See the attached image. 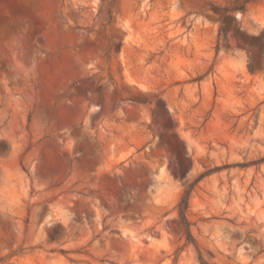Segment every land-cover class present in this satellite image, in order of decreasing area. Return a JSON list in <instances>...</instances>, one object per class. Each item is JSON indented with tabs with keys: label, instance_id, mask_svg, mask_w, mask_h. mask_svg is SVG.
<instances>
[{
	"label": "rangeland",
	"instance_id": "rangeland-1",
	"mask_svg": "<svg viewBox=\"0 0 264 264\" xmlns=\"http://www.w3.org/2000/svg\"><path fill=\"white\" fill-rule=\"evenodd\" d=\"M243 1L0 0V264H264Z\"/></svg>",
	"mask_w": 264,
	"mask_h": 264
},
{
	"label": "trees",
	"instance_id": "trees-1",
	"mask_svg": "<svg viewBox=\"0 0 264 264\" xmlns=\"http://www.w3.org/2000/svg\"><path fill=\"white\" fill-rule=\"evenodd\" d=\"M247 1L248 0H244L243 3L247 2ZM243 6H244L243 4H238V5H235L231 8H223V12L226 13L228 10L242 9ZM188 187H190V185ZM188 197H189V189L186 188L184 190L183 194L181 195L180 202L178 203V212H179V216L181 219V223L183 225L184 233L186 234V239L189 242L192 238H191V234H190V231L188 228L189 223H188V220L186 218V210L188 207ZM200 263L206 264V262H204V260H201Z\"/></svg>",
	"mask_w": 264,
	"mask_h": 264
}]
</instances>
